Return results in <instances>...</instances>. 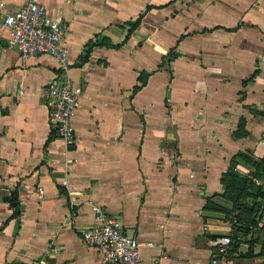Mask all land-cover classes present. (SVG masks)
<instances>
[{
  "label": "crops",
  "instance_id": "crops-1",
  "mask_svg": "<svg viewBox=\"0 0 264 264\" xmlns=\"http://www.w3.org/2000/svg\"><path fill=\"white\" fill-rule=\"evenodd\" d=\"M41 1L69 25L76 141L48 122L56 60L8 49L0 17V264H99L86 199L120 216L144 264H211L209 233L230 235L228 264H264V198L239 219L222 181L237 152L264 157V0ZM252 169L234 166L264 191Z\"/></svg>",
  "mask_w": 264,
  "mask_h": 264
},
{
  "label": "built area",
  "instance_id": "built-area-1",
  "mask_svg": "<svg viewBox=\"0 0 264 264\" xmlns=\"http://www.w3.org/2000/svg\"><path fill=\"white\" fill-rule=\"evenodd\" d=\"M0 17L7 32L8 49L16 50L24 60L44 53L56 60V70L46 87L48 122L65 146L74 144L76 132L73 115L83 94V87L75 83L67 72L68 47L64 44V37L69 28L68 23L51 15L41 0H25L13 11L4 10L0 2ZM63 183L66 181L63 180ZM85 202L91 208L93 221L91 226L82 231V238L99 249V264H144L140 253L143 243L135 234L122 230L120 216L109 213L92 199H86ZM145 243L152 244L151 241ZM230 243L231 237L226 233L212 237L211 264H228ZM148 264L161 263L153 260Z\"/></svg>",
  "mask_w": 264,
  "mask_h": 264
},
{
  "label": "trees",
  "instance_id": "trees-1",
  "mask_svg": "<svg viewBox=\"0 0 264 264\" xmlns=\"http://www.w3.org/2000/svg\"><path fill=\"white\" fill-rule=\"evenodd\" d=\"M141 16L142 14H140L136 18V20L130 25L128 32L131 30L132 27L139 23ZM139 81L140 83L136 84L135 88H138L144 82V79L143 77H141V75ZM237 161H241L244 164H250L254 166V169L250 171L253 176H262V174H264V157L258 159L250 155L248 152L239 151L236 153V156L233 157L232 163L229 165L226 172L222 175V181L224 182L226 187V196L233 200L237 204L239 209L247 211L245 213L238 212L236 214L239 219H243V217H248L244 215H248V207H246L248 205L244 204V199L246 198V196L251 195L255 197L259 196L261 198H264V191L262 190V185L255 183L253 178L248 176H242L234 170V166ZM10 203L14 205L15 201L11 200ZM260 203L261 201H255L254 205L252 206L253 209L255 208V205H260ZM16 213L17 210L14 209L12 215H15Z\"/></svg>",
  "mask_w": 264,
  "mask_h": 264
},
{
  "label": "water",
  "instance_id": "water-1",
  "mask_svg": "<svg viewBox=\"0 0 264 264\" xmlns=\"http://www.w3.org/2000/svg\"><path fill=\"white\" fill-rule=\"evenodd\" d=\"M209 234H211L212 236H215L216 235V233H209Z\"/></svg>",
  "mask_w": 264,
  "mask_h": 264
}]
</instances>
